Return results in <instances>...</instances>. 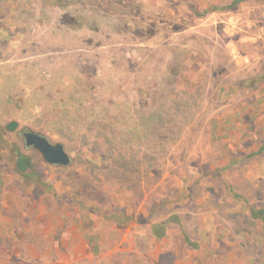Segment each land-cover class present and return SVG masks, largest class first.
<instances>
[{"label": "rangeland", "instance_id": "374dc122", "mask_svg": "<svg viewBox=\"0 0 264 264\" xmlns=\"http://www.w3.org/2000/svg\"><path fill=\"white\" fill-rule=\"evenodd\" d=\"M228 3L0 0V264H264V0Z\"/></svg>", "mask_w": 264, "mask_h": 264}, {"label": "trees", "instance_id": "16d2710c", "mask_svg": "<svg viewBox=\"0 0 264 264\" xmlns=\"http://www.w3.org/2000/svg\"><path fill=\"white\" fill-rule=\"evenodd\" d=\"M245 1H247V0H229V3L226 4L225 6H223L221 8H218L217 6H212V7H210L209 11H212L213 9L222 10V11L223 10H230V9L236 7L238 4L243 3ZM204 11H207V10H204ZM196 15H199V14H196ZM200 17H202V16H200ZM73 112H74V110H73ZM258 152L259 153L264 152V142L261 143ZM11 164L13 165L15 171L17 172V174L19 175V178L22 181L34 183V184L39 185L40 187H43V186H41L42 182H40V175L37 174L34 165H32L33 163L31 161V159L27 155H25L24 153H22L19 150H16V153L13 155V159H12ZM251 215L255 220H258L260 222L261 229L264 232V210H256V211L253 210ZM151 229L154 231L156 238H160L163 236V232H160V231H162L161 225L152 226Z\"/></svg>", "mask_w": 264, "mask_h": 264}, {"label": "water", "instance_id": "95a60500", "mask_svg": "<svg viewBox=\"0 0 264 264\" xmlns=\"http://www.w3.org/2000/svg\"><path fill=\"white\" fill-rule=\"evenodd\" d=\"M16 128L15 122H11L7 126L8 131H13ZM20 138L23 140L24 146L37 151L47 165L66 167L70 164V158L62 145L52 144L44 136L41 137L31 131H21Z\"/></svg>", "mask_w": 264, "mask_h": 264}]
</instances>
